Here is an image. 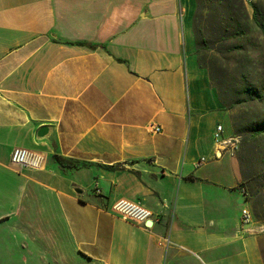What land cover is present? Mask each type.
Wrapping results in <instances>:
<instances>
[{
  "label": "crops",
  "instance_id": "0c3cea01",
  "mask_svg": "<svg viewBox=\"0 0 264 264\" xmlns=\"http://www.w3.org/2000/svg\"><path fill=\"white\" fill-rule=\"evenodd\" d=\"M194 13V0H0L1 264H264V222L240 224L237 152L213 140L233 129L198 66ZM14 148L40 169L13 168ZM117 200L149 227L113 214Z\"/></svg>",
  "mask_w": 264,
  "mask_h": 264
},
{
  "label": "trees",
  "instance_id": "16d2710c",
  "mask_svg": "<svg viewBox=\"0 0 264 264\" xmlns=\"http://www.w3.org/2000/svg\"><path fill=\"white\" fill-rule=\"evenodd\" d=\"M195 1V13L193 16V31L196 42V56L198 66L202 69L207 70L209 80L212 86L216 89L222 106L228 112L235 111L237 105L249 103L247 109H254L250 112L239 113L238 115L231 118L233 133L236 136L242 137V147L252 148V142L246 135L250 134V137H257L264 134V114L262 111L257 110V106L264 102V89L260 88L259 85H264V75L258 71H253L255 79L250 75L249 67L243 64L244 68L239 72V79L236 77L232 79L230 88L225 90L222 84H219V77L216 76V66L213 61L206 62L203 52L209 50L210 41L205 40L203 35L200 34V30H206L211 27L205 22L203 13L208 14L210 20L215 19L217 27L224 33L218 40L217 43H221L226 46L228 43H238L239 39H242L247 33V27L244 25L246 14L240 13L236 10V0H208L211 2L210 7H205L203 0ZM244 9L242 3L244 0H239ZM252 21L258 28L264 43V22L259 19V11L255 4L252 5ZM219 17V18H218ZM245 19V20H244ZM212 28V27H211ZM231 52L239 50L238 46H232L229 48ZM221 64V63H220ZM222 65V64H221ZM225 68V66H223ZM222 67V68H223ZM252 74V75H253ZM260 78V79H259ZM252 117L251 121H247ZM249 139V140H248ZM54 160L62 168H74L64 164V161L59 156H54ZM243 158L238 159L240 169H242ZM111 169V168H109ZM242 174V173H241ZM243 179V177H242ZM244 181V179H243Z\"/></svg>",
  "mask_w": 264,
  "mask_h": 264
},
{
  "label": "rangeland",
  "instance_id": "374dc122",
  "mask_svg": "<svg viewBox=\"0 0 264 264\" xmlns=\"http://www.w3.org/2000/svg\"><path fill=\"white\" fill-rule=\"evenodd\" d=\"M203 1L206 8L211 6L210 1ZM242 4L244 9L241 10L242 5L239 0H236V10L242 14H246V21H243V23L248 29L246 35L242 39H239L238 43H228L226 46L217 43L223 32L217 27L215 19L210 20L208 14H202L205 22L212 27L209 30L208 28L200 30V34L203 35L204 39L210 41L209 50L204 51L203 56L207 58L205 60L207 63L210 61L215 63L216 76L219 77V84H222L225 90L230 88L233 77L239 79L240 73L237 71H241L244 68L243 64L249 67L248 70L252 72L250 76L253 79L256 78L253 71H258L264 75V43L258 28L251 19L253 12L252 5L255 4L259 11V19L264 22V0H244ZM234 45L238 46L239 50L231 52L229 48ZM259 86L264 89V85ZM247 104L249 103L237 105L236 110L233 112H228L224 109L228 112L230 121L236 114L254 110L247 109L250 106ZM257 110L262 111L261 113L264 114V102L257 106ZM251 120L252 117L247 119L248 122ZM246 136L251 140L252 148L247 147L246 149L242 147V137L236 136L234 133L231 138L236 143L235 151L237 152L238 159L243 158L241 173L248 195L250 196V213L253 220L256 219L257 221L264 222V134L257 137H250V134Z\"/></svg>",
  "mask_w": 264,
  "mask_h": 264
},
{
  "label": "built area",
  "instance_id": "2783aa9c",
  "mask_svg": "<svg viewBox=\"0 0 264 264\" xmlns=\"http://www.w3.org/2000/svg\"><path fill=\"white\" fill-rule=\"evenodd\" d=\"M153 132L158 133L160 129L158 127L151 126ZM222 126L217 125L213 133V140L215 145L222 151L228 149L235 151L236 143L233 142L232 138L224 139L221 136ZM10 165L17 171L22 172L25 170H39L40 163L38 159L33 157L31 153L23 148H14L10 154ZM244 195L246 191L243 190ZM110 210L113 214L117 215L120 219L126 222H132L136 224H144L151 218V212L142 208L138 204L130 203L124 200L115 201ZM253 217L248 208L241 210L240 224L241 226H247L252 223Z\"/></svg>",
  "mask_w": 264,
  "mask_h": 264
},
{
  "label": "water",
  "instance_id": "95a60500",
  "mask_svg": "<svg viewBox=\"0 0 264 264\" xmlns=\"http://www.w3.org/2000/svg\"><path fill=\"white\" fill-rule=\"evenodd\" d=\"M42 130V129H41ZM149 225H150V221H147L146 223H145V226L146 227H149Z\"/></svg>",
  "mask_w": 264,
  "mask_h": 264
}]
</instances>
